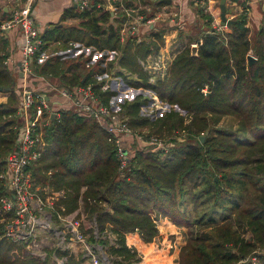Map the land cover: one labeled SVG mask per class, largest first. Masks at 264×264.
Instances as JSON below:
<instances>
[{
    "label": "trees",
    "instance_id": "obj_1",
    "mask_svg": "<svg viewBox=\"0 0 264 264\" xmlns=\"http://www.w3.org/2000/svg\"><path fill=\"white\" fill-rule=\"evenodd\" d=\"M126 2L136 6L133 0ZM164 5L160 0L152 3L154 8ZM198 14L206 30L189 37L168 76L154 83L141 60L156 54L164 43L166 27L162 25L150 30L152 38L138 42L129 36L122 41L124 14L115 16L94 7L77 13L71 8L61 19L63 27L54 25L42 34L43 49L34 61L38 76L57 77L69 88L87 84L95 72L107 70L106 56L92 61L94 52L116 50V75L131 87L152 90L171 106L164 111L149 109L153 100L144 92L121 104L135 132L145 139L155 135L173 142L168 152L135 145L124 171L112 136L96 119L62 108L45 126L47 145L32 166L35 183L64 191L57 207H64L65 214L83 208L99 235L95 238L93 227L85 224L89 241L107 248L114 264L142 261L127 237L136 232L144 243L154 241L160 234L159 218L188 228L179 264H253V255L264 264V23L253 32L243 10L229 30H219L203 7ZM6 19L8 12L0 4V87H10V91L2 90L10 95L0 104V175L16 146L20 124L18 77L6 64L10 43L1 30ZM78 19L80 25H74ZM53 42H60V49L44 57ZM75 42L90 47L91 53L71 57L69 52H58L74 48ZM193 42L198 43L196 55ZM250 54L256 58L252 64ZM114 63L115 59L110 60L107 66L112 68ZM68 72L72 74L67 76ZM98 94L110 103L118 91ZM225 117L236 121L235 128L221 126ZM7 194L0 177V264H57L51 251L41 258L4 236L1 200ZM83 261L68 257V264Z\"/></svg>",
    "mask_w": 264,
    "mask_h": 264
},
{
    "label": "built area",
    "instance_id": "obj_2",
    "mask_svg": "<svg viewBox=\"0 0 264 264\" xmlns=\"http://www.w3.org/2000/svg\"><path fill=\"white\" fill-rule=\"evenodd\" d=\"M8 1V5L11 4L8 9V19L2 23L1 30L3 32L12 29L20 31L21 56L19 63L21 68L10 55L6 60V64L16 70L17 76L22 81V87L16 113L20 123L17 129L16 146L7 155L5 169L0 175L8 190V194L1 200L3 220L5 221L4 236L15 243L23 244L27 252L41 258H45L48 254L44 244L49 243L50 240L48 239L50 238L56 239L57 247L62 249L79 244L84 247V251L86 255H89L92 264H101L99 256L94 253L93 246H90L87 242L82 229V219L71 214H65L64 207H57L58 201L64 197V191L50 190L35 183L32 166L43 156L47 145L45 126L54 113L48 97L30 87V84L39 78L34 71V59L36 54L43 49L41 28L37 24L35 13L38 0ZM134 1L136 6L127 5L126 0H108L110 8L104 0H75V3L81 11L94 7L108 9L115 16L124 14L125 21L120 29L122 41L129 36L136 37L138 41H141L142 26L152 23L154 19L141 12V9L144 8L151 9L149 3L142 8L141 0ZM205 1L207 0H200L202 3ZM262 1L264 2V0ZM170 21L178 25L183 23L177 14L172 15ZM194 45H198V43L195 42L192 46ZM77 46L81 47L82 50L76 55L87 52V48L83 45L77 44ZM91 50L90 48L88 55ZM103 55L106 56L103 62L104 66H107L108 61L113 59H115L118 66L119 53L116 50H96L93 61ZM20 72H23L22 77L19 76ZM154 81V78L150 79V82L154 83ZM111 89H113V79L107 71L95 72L93 80L84 85L73 88L55 87V90H58L63 97L69 100L71 109L80 115L96 119L112 136L118 148L121 170L124 171L127 168L129 160L134 154L135 149L133 147L137 141H143L155 150L168 152L173 146V142H167L155 135L145 139L129 125L128 117L121 110L122 103L118 105L116 102L114 104L113 97L110 103H105L100 98L98 92L103 93ZM133 90L140 89L128 88L126 92ZM146 91L152 97L153 101L151 103L156 110L170 109L171 106L158 99V96L152 90L148 89ZM175 109L182 114L186 113L182 108L175 106ZM92 225L96 229L95 222ZM257 253L259 252L257 251ZM52 258L57 264H66V257L58 258L53 253ZM250 260L253 264H259L257 255H253Z\"/></svg>",
    "mask_w": 264,
    "mask_h": 264
},
{
    "label": "crops",
    "instance_id": "obj_3",
    "mask_svg": "<svg viewBox=\"0 0 264 264\" xmlns=\"http://www.w3.org/2000/svg\"><path fill=\"white\" fill-rule=\"evenodd\" d=\"M156 1L158 0L155 1L148 0L146 2H143L141 0V3L143 4L142 8H144V5L148 3L151 7V9L148 10L146 8H144L145 10L141 9V12L142 10H144V12L149 18L154 19L152 23L145 24L142 26L141 41H143L144 39L152 38L149 34L151 32L150 31L151 29L158 30L161 25L166 27L164 33V43L161 44L159 51L156 54L151 53L146 57L145 60H141V63L144 66V70L150 74V79L154 78L155 81L159 78L164 79L168 76L169 68L173 59L180 51H182L189 44L190 41L189 37L194 36L196 38L206 30V27L204 26V24H202L203 21L199 18V14H198L199 8L203 7L206 12L210 13L213 16L214 27H217L219 30L221 29L229 30L228 26L221 25L220 14L216 16L215 5L217 0H207L204 3L200 2V0H172V3L170 4L163 2L165 4L164 6L154 8V6H152V3ZM161 1L162 0H160V2ZM227 1H228L227 6L230 9V11L232 12L234 10L233 13L234 15H232V17L233 16L236 17L237 15H239V13L245 10L248 18L247 25L251 28L252 31L259 29L260 26L264 23V6H263L264 2L262 0H239L236 2L231 0H227ZM8 3H9L8 0H0V4L2 7H4V10L6 12H8L9 7L11 6V4L8 5ZM71 8H74L75 12L77 13L83 12L79 9L77 4L75 3V0H38L35 7V13H36L37 24L41 28V36L48 27H52L54 25H58V27H63L64 24L60 23L61 19L63 18L65 11ZM174 14L180 16L181 21H183L182 25H178L177 23L170 21V18ZM80 23L81 21L80 19H78L74 21L73 24L80 25ZM5 33L10 43L9 44L10 56H12L14 60H16L17 63L19 64V60L21 56L20 31L18 29H12ZM136 40L138 41V39ZM193 43H191V46ZM77 44L80 43L75 42L73 46L74 48L68 50H60L58 52L66 53V54L69 52V56L75 57L78 55V54L76 55V53L82 50V48L78 47ZM60 46H61L60 42H53L44 51V57H48L51 56L52 54L57 53V50ZM83 46L86 47L85 45ZM86 48H87V52L84 53L85 56L88 55L90 47H86ZM106 67H107L106 71L111 75L113 79V89L118 91V94L113 96L112 101L113 103L115 102L114 104H116L117 102V104L119 105V103L121 104L125 100L129 99L125 97L123 99H120L119 96L122 94L121 92L127 93L126 90L128 88H135V87H131L127 85L122 77L116 75L119 68V65L118 66L116 65V61L112 68L111 67L109 68L108 66ZM14 71L17 75L15 69ZM71 74H72L71 72H68L67 76H70ZM38 77L39 78L35 82L30 84V87L36 92L47 93L45 95L48 97L52 105V108L55 110V113L57 110L62 108L71 109V105H70L71 103H69V100L63 97L58 92V90H55V87H59V84L60 86H62L61 81L57 77L54 76L51 77L38 76ZM135 77H137L136 74ZM17 87L20 94L22 81L19 77H18ZM137 89L140 90L143 89L144 91L148 90L143 87ZM9 95L10 92L0 91V104L6 102ZM134 97L135 96H133L132 99ZM136 234L138 235L139 239H141L140 235L138 233Z\"/></svg>",
    "mask_w": 264,
    "mask_h": 264
},
{
    "label": "rangeland",
    "instance_id": "obj_4",
    "mask_svg": "<svg viewBox=\"0 0 264 264\" xmlns=\"http://www.w3.org/2000/svg\"><path fill=\"white\" fill-rule=\"evenodd\" d=\"M215 7H216V16H217L220 14V0L216 1ZM233 13H234V10L232 12L230 11L229 17L234 18L235 16L232 17V15H234ZM138 92H146V94H148L147 91H144V90L143 91L133 90L128 93L121 92L122 94L119 97L120 99H123L124 97L132 99V97L137 95ZM44 94H47V93H44ZM149 109L156 110L155 106L152 103L150 104ZM221 126H225V127L229 126V128L233 129L236 126V121L232 117H225L221 121ZM135 145L139 148H145L146 146H148L145 143H143V141H137ZM71 215L82 219V229L84 231V234L86 235L87 242L90 246H93L94 253L99 256V262L101 264H106V263L114 264L112 258L107 253V248H103L102 245L96 242L89 241L90 233H87L85 231V228H84L85 224H89L91 227H93L94 229L93 235L95 238H98L99 235L94 225L90 223L88 214L84 212L83 208H79L77 211L71 213ZM157 224H158L160 234L152 242L144 243L141 239H139L136 232L128 235L127 237L128 244L138 249L141 255L143 256L142 261L139 263H135V264H150L149 261H154V260L156 261L154 262V264H179V253H180L181 247L186 243L187 236H188V228L177 227L175 224H173L171 220L167 218H163V219L159 218L157 220ZM109 237H112L110 239L111 241H114L112 235H109ZM48 240H50V242L45 243L44 245H45V248H47L48 254H49V251L52 252L51 256L54 253L58 258L66 257L67 259L66 264H68L69 255H73L76 258H80V257L84 258L83 264H92L91 259L88 254L86 255L83 246L77 244V245H72L71 248L62 249L61 247H57L56 239L50 238ZM44 245L42 244V246ZM62 252H68V255L63 254Z\"/></svg>",
    "mask_w": 264,
    "mask_h": 264
},
{
    "label": "water",
    "instance_id": "obj_5",
    "mask_svg": "<svg viewBox=\"0 0 264 264\" xmlns=\"http://www.w3.org/2000/svg\"><path fill=\"white\" fill-rule=\"evenodd\" d=\"M104 1L107 3L108 7L110 8L111 6H110V3L108 2V0H104ZM161 2L170 4V3H172V0H162ZM220 10H221L220 18H221V25L222 26H228L229 27L232 23L236 22V20H234V18L229 17L230 10H229V8L227 6V0H220ZM197 52H198V45L192 46V53L194 55H196ZM248 59H249L250 64H252L256 60V58L253 55H251V54L249 55ZM19 67L21 68V64L20 63H19ZM19 76L22 77L23 76V72H20ZM2 90L10 91V87H5V88L0 87V91H2ZM56 115L57 114L54 112L52 114V119ZM204 138H205V136H202V140H204Z\"/></svg>",
    "mask_w": 264,
    "mask_h": 264
}]
</instances>
